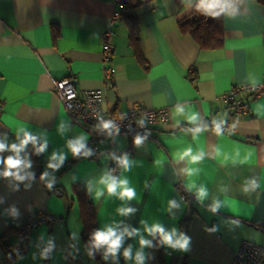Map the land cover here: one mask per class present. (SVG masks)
<instances>
[{
    "label": "crops",
    "instance_id": "0c3cea01",
    "mask_svg": "<svg viewBox=\"0 0 264 264\" xmlns=\"http://www.w3.org/2000/svg\"><path fill=\"white\" fill-rule=\"evenodd\" d=\"M138 1L123 10L129 19L111 22L112 0H0V236L39 214L53 218L29 233L9 264H100L82 240L77 186L98 232L121 239L114 254L100 246L103 264H159V256L163 264H230L242 241L264 247V95L249 98L238 116L218 98L264 81V4L221 0L222 45L199 50L177 24L200 0ZM106 30L110 87L101 73ZM63 79L78 91L102 90L104 114L140 105L165 109L168 120L153 127L152 140L102 138L98 161L76 159L90 135L70 122L54 92ZM30 142L43 146L37 161ZM77 142L83 148L74 154ZM107 150L125 155L116 183L126 181L131 198L119 186L109 192ZM9 159L19 164L9 167ZM164 234L187 238V249L165 243ZM9 239L17 242V231Z\"/></svg>",
    "mask_w": 264,
    "mask_h": 264
},
{
    "label": "built area",
    "instance_id": "2783aa9c",
    "mask_svg": "<svg viewBox=\"0 0 264 264\" xmlns=\"http://www.w3.org/2000/svg\"><path fill=\"white\" fill-rule=\"evenodd\" d=\"M115 7L111 22H116L120 18V13L126 7L125 0H112ZM110 33L108 30L101 34V60L104 65L101 67L102 77L106 87H110L108 80L112 75L109 66L112 57V49L109 45ZM54 92L58 97L70 122L84 129L90 136L111 139L115 136H124L134 143L137 137L142 140H152L153 127L165 125L168 115L165 109H147L140 105H134L126 113L121 115L104 114L101 109L103 101L102 90H81L75 88L74 81L63 79L54 83ZM264 95V81L254 85H241L230 88L226 93L218 97L227 105L234 116L241 115L248 110V99L258 98ZM111 122V127L105 128L103 125ZM109 155L107 172L111 181L117 182L119 177L124 154L106 151ZM101 152L96 143H92L86 150L84 157L92 161H98ZM179 190V189H178ZM180 198L183 202L189 203L192 196L181 192ZM53 218L39 214L36 219H26L18 227L17 244L22 245L29 233L39 225L52 221ZM0 264L3 260L0 259ZM230 264H264V247L249 241H242L233 253Z\"/></svg>",
    "mask_w": 264,
    "mask_h": 264
},
{
    "label": "trees",
    "instance_id": "16d2710c",
    "mask_svg": "<svg viewBox=\"0 0 264 264\" xmlns=\"http://www.w3.org/2000/svg\"><path fill=\"white\" fill-rule=\"evenodd\" d=\"M261 4H264V0H258ZM126 7L124 10H133L140 5L138 0H125ZM221 3V0H219ZM213 12L220 13L218 16H211L206 14V12L202 9H198L196 6L191 14L186 18L180 20L177 24L178 32L183 35H188L194 43L198 46L199 50H214L221 47L223 42V19L220 11V7L212 9ZM129 17L125 16L123 11L120 13L119 20ZM129 42L132 48L135 51L138 59L140 58V54L137 51V35L134 29L133 23H129ZM190 81H195L196 73L191 70L189 72ZM203 127V126H202ZM195 129L201 128V126L193 127ZM102 139L100 137L91 135L89 144L82 151L80 156L76 155L75 158H82L88 147L92 143H96V140ZM32 149L34 150V157L36 161L40 158V145L35 142L29 143ZM74 194L76 196L78 202V208L80 213V219L82 221L83 230H82V240L84 244L89 248L90 255L98 261L100 264L101 256H100V247H96L94 245V234L98 232L97 222L95 216L94 207L86 195V193L77 186L74 189ZM16 229L11 228L6 233H3L0 236V247L3 251L2 260L3 264L11 263L21 252L23 245H18L17 242H10V236L16 232ZM159 264H163L161 257L158 258Z\"/></svg>",
    "mask_w": 264,
    "mask_h": 264
},
{
    "label": "clouds",
    "instance_id": "9594fccd",
    "mask_svg": "<svg viewBox=\"0 0 264 264\" xmlns=\"http://www.w3.org/2000/svg\"><path fill=\"white\" fill-rule=\"evenodd\" d=\"M221 7V11H223L224 9V5H220L219 3V0H200V3L198 5V9H202L206 12V14L208 15H211V16H218L220 13L218 12H213L212 9L214 8H217V7ZM179 111H183V109H180ZM191 120H195L196 117L195 116H192L190 117ZM103 127L105 128H108V127H111V122H106ZM219 126H217V129H218ZM197 131H199V129H197ZM29 139H32L31 137L27 136L26 135V139L24 141V143H27ZM136 143L139 144L140 143V138L137 137L136 139ZM3 146L0 145V148H2ZM72 151L73 153H78L80 151L81 148H83V144L77 142L75 144H73L72 146ZM41 151L43 150V146L42 148L40 149ZM198 159V157H193V160H196ZM9 167H16L18 164H19V161H14V160H11L9 159L7 161ZM122 163L125 164V166H127V161H123ZM7 174V173H6ZM126 181H121L119 183V185L113 181L111 183H109L107 186H108V190L109 192H115L116 188L119 186V187H122L124 190L122 191L121 195L122 196H126L128 198H131L132 196H134V192L131 190V189H128L126 187H124V185H126ZM206 195V193L204 192V190L202 189L201 192H200V196L201 198H203V196ZM154 231H160V232H163L162 229L159 228V226H155ZM163 240L165 243L171 245L172 247L174 248H179V249H182V250H186L187 247H188V239L187 238H181L179 240H176L175 242H173L172 240V236L171 235H168V234H164L163 235ZM120 243H121V239L119 236H117L112 230H108L107 232H96L94 234V245L96 247H100L102 245H107V251L108 252H111V253H115L116 250L119 248L120 246ZM148 243L147 241H144L142 240L141 241V244H146ZM128 255V252L126 251L125 252V256ZM137 259L138 260H142V257L141 256H137Z\"/></svg>",
    "mask_w": 264,
    "mask_h": 264
},
{
    "label": "water",
    "instance_id": "95a60500",
    "mask_svg": "<svg viewBox=\"0 0 264 264\" xmlns=\"http://www.w3.org/2000/svg\"><path fill=\"white\" fill-rule=\"evenodd\" d=\"M216 130H217V128H216Z\"/></svg>",
    "mask_w": 264,
    "mask_h": 264
}]
</instances>
